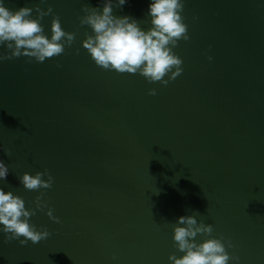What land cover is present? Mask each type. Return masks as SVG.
Returning <instances> with one entry per match:
<instances>
[{
	"label": "water",
	"instance_id": "water-1",
	"mask_svg": "<svg viewBox=\"0 0 264 264\" xmlns=\"http://www.w3.org/2000/svg\"><path fill=\"white\" fill-rule=\"evenodd\" d=\"M149 3L128 0L113 14L147 30ZM5 4L33 16L51 6L76 37L43 63L0 62V160L9 167L0 187L26 207L43 192L47 207L30 221L50 233L23 246L0 233V264H171L183 255L173 240L183 215L213 226L197 242L222 238L240 264H264V0H184L190 39L174 48L184 71L167 85L95 64L79 18L103 0ZM52 18L41 21L49 37ZM45 170L50 189L18 179Z\"/></svg>",
	"mask_w": 264,
	"mask_h": 264
},
{
	"label": "clouds",
	"instance_id": "clouds-1",
	"mask_svg": "<svg viewBox=\"0 0 264 264\" xmlns=\"http://www.w3.org/2000/svg\"><path fill=\"white\" fill-rule=\"evenodd\" d=\"M41 3H46V0H41ZM126 3L128 0H103L102 9L83 6L85 14L79 18L80 24L89 26L91 34L85 33L82 46L95 64L105 70L138 73L149 83L167 85L184 71L182 58L174 52L178 41L190 39L188 26L181 15L184 0H150L147 15L151 26L147 30L134 17L113 14L114 6L122 8ZM35 13L33 16L32 7L10 9L5 0H0V47L8 50L0 54V62L26 56L43 63L47 58L64 53L66 46L71 47L76 34L62 28L60 17L53 14L51 6L44 11L36 5ZM50 14L53 18L49 37L41 21ZM212 59L208 56L209 61ZM61 66L57 64V67ZM149 95H156V89H149ZM4 151L11 155L10 149ZM8 175V165L0 160V181L6 180ZM18 179L25 189L40 190L52 188L54 178L45 170L34 175L25 172ZM43 196L41 192L36 197L35 207H26L21 196L0 187V233L4 235L5 243L18 240L23 246L29 241L36 244L49 237L46 228L39 230L30 221L37 210L47 207ZM47 215L60 222L50 207ZM212 232L213 226L198 222L196 215L180 216L173 227V240L183 255H170L171 264H229L230 260L233 264H240V258L226 250L222 238H204L197 242L198 235L211 237ZM227 247H233L230 241Z\"/></svg>",
	"mask_w": 264,
	"mask_h": 264
}]
</instances>
